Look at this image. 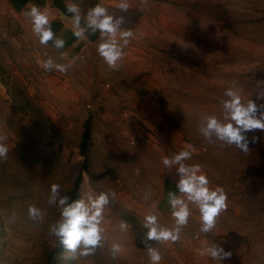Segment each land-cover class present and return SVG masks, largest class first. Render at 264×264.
Segmentation results:
<instances>
[{"label":"rangeland","instance_id":"rangeland-1","mask_svg":"<svg viewBox=\"0 0 264 264\" xmlns=\"http://www.w3.org/2000/svg\"><path fill=\"white\" fill-rule=\"evenodd\" d=\"M116 2L99 0L126 18L134 37L115 70L97 53L99 32L83 54L61 60L50 42L39 43L25 13L8 23L0 12V136L9 148L0 158V264H150L143 218L154 210L162 226H174L168 193L179 195V177L162 159L181 150L192 152L184 163H198L210 188L225 190L228 206L202 233L198 207L189 203L177 242H148L160 264H218L199 255L211 243L232 253L221 264H264V131L245 133L249 151L242 152L209 143L198 130L207 115L222 119L228 88L243 102L264 104L257 99L264 92V0H129L126 13ZM49 57L72 67L45 71ZM52 184L73 201L89 190L115 193L94 255L66 259L49 235L59 218L48 203ZM29 205L42 221L29 218ZM113 242L123 247L115 259Z\"/></svg>","mask_w":264,"mask_h":264},{"label":"clouds","instance_id":"clouds-1","mask_svg":"<svg viewBox=\"0 0 264 264\" xmlns=\"http://www.w3.org/2000/svg\"><path fill=\"white\" fill-rule=\"evenodd\" d=\"M141 3L146 4L147 0H141ZM115 7L120 12L126 13L131 4L129 0H117ZM66 8L67 12L72 14L73 35L79 39H85L86 33L99 32L101 43L97 47V53L109 68L117 69L125 55L124 49L134 37L131 28L123 27L127 22L126 18L122 15L110 14L107 7L97 3L89 8L85 26H81L82 16L79 5L69 3ZM25 16L30 19L32 32L40 44L47 45L49 41H52L56 49L64 47L65 41L55 36L46 10L42 11L33 4L25 12ZM44 55L47 56V53ZM65 55L61 53L60 59L63 60ZM42 67L45 71L56 70L66 73L72 67V63H57L49 57L42 62ZM224 96L227 99L222 101L224 112L222 119L215 115H207L201 120L198 130L209 143L218 140L222 144L235 145L242 152H248V140L244 134L255 129L264 131V104L258 106L251 99L243 102L238 90L233 88H228ZM257 99H264V92H259ZM5 139L4 136H0V158H6L9 152V148L4 143ZM255 140L254 137L253 142ZM191 147L189 145L188 149ZM191 156L190 150H181L171 157L164 156L162 159L166 168L176 166L175 171L179 177L176 188L179 195L173 191L168 193V202L175 221L173 227L162 226L154 210L143 218V227L147 230L144 243L150 264H160L162 255L158 248L151 246L148 242H177L180 239L182 227L188 224L191 215L189 203L198 207L201 222L199 231L202 233H208L215 228L217 218L227 210L228 197L225 190L220 186L210 188V182L198 163L192 165L184 163L191 159ZM110 196L114 198L115 193L111 191L94 193L89 190L73 201L68 195L61 193L59 184L51 185L48 203L58 208L59 218L49 224L48 231L49 235L55 237L59 245L67 250L66 259L75 260L77 255L80 257L94 255L97 248L103 247L105 229L102 224L105 208L110 203ZM43 215L38 207L29 205L28 216L31 220L42 221ZM119 228L121 231H127L129 224L121 220ZM108 250L115 259L123 251V247L121 243L113 242ZM199 255H207L221 264L223 260L229 259L232 253L225 251L216 243H211L202 248Z\"/></svg>","mask_w":264,"mask_h":264},{"label":"crops","instance_id":"crops-1","mask_svg":"<svg viewBox=\"0 0 264 264\" xmlns=\"http://www.w3.org/2000/svg\"><path fill=\"white\" fill-rule=\"evenodd\" d=\"M76 3L81 9V26H85L86 14L89 8L94 7L99 0H0V12L8 18V23L15 22L14 18L23 21L21 14L25 13L33 4L37 5L42 11L46 10L55 36L65 41L62 49H56L60 53H65V59H75L79 54H83L90 42H94L97 33H86L85 39H79L73 35L72 14L67 12L66 5ZM63 14V15H62ZM28 19V17H27ZM53 47L52 41H49Z\"/></svg>","mask_w":264,"mask_h":264},{"label":"trees","instance_id":"trees-1","mask_svg":"<svg viewBox=\"0 0 264 264\" xmlns=\"http://www.w3.org/2000/svg\"><path fill=\"white\" fill-rule=\"evenodd\" d=\"M88 136H89V135H88V130H87L86 133H85V141H86V139L88 138ZM85 141H84V142H85ZM83 151H85V149H84ZM78 178L80 179V176H79Z\"/></svg>","mask_w":264,"mask_h":264}]
</instances>
